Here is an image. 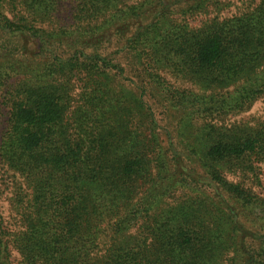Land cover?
Segmentation results:
<instances>
[{"label": "trees", "instance_id": "trees-1", "mask_svg": "<svg viewBox=\"0 0 264 264\" xmlns=\"http://www.w3.org/2000/svg\"><path fill=\"white\" fill-rule=\"evenodd\" d=\"M226 6L0 0V264H264V0Z\"/></svg>", "mask_w": 264, "mask_h": 264}, {"label": "rangeland", "instance_id": "rangeland-1", "mask_svg": "<svg viewBox=\"0 0 264 264\" xmlns=\"http://www.w3.org/2000/svg\"><path fill=\"white\" fill-rule=\"evenodd\" d=\"M257 0H227L228 6L220 10L221 12L218 14L219 17L221 16H230L231 14L238 13L240 11H243L247 9L250 5H253ZM204 16H197L194 19H190L189 22L191 25H198L202 20ZM7 118L8 113L6 112V108H3L0 111V139L3 131L6 128L7 125ZM240 120H248L249 122L253 123L254 121H259L260 119H264V97L259 98L257 101H255L250 109H248L246 112L242 113L240 116H238ZM261 185L257 186V192L264 195V167H261ZM7 182H4L3 177V170L1 168L0 164V189L2 190L5 187V184ZM0 190V191H1ZM4 197V194H3ZM7 200L2 199V205L6 208V214H8L7 210Z\"/></svg>", "mask_w": 264, "mask_h": 264}]
</instances>
